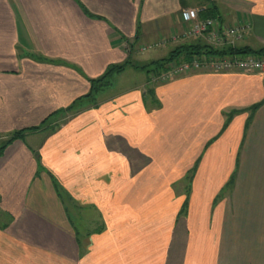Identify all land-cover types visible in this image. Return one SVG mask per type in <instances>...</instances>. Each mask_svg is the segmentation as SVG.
<instances>
[{
  "label": "crops",
  "instance_id": "obj_1",
  "mask_svg": "<svg viewBox=\"0 0 264 264\" xmlns=\"http://www.w3.org/2000/svg\"><path fill=\"white\" fill-rule=\"evenodd\" d=\"M191 5L264 47V0H0V143L40 127L0 156V264H264L261 74L83 98L139 40H199H171Z\"/></svg>",
  "mask_w": 264,
  "mask_h": 264
},
{
  "label": "built area",
  "instance_id": "obj_2",
  "mask_svg": "<svg viewBox=\"0 0 264 264\" xmlns=\"http://www.w3.org/2000/svg\"><path fill=\"white\" fill-rule=\"evenodd\" d=\"M201 8H186L180 12V21L183 25L181 36L173 35L172 41L179 38L201 39L210 46H222L224 43L235 46L237 41L243 38V34L248 29L246 24L224 25L215 19H201L199 14L202 13ZM167 43L162 40L151 45L141 47L140 52H144L150 48L163 46ZM258 73L264 77V59L252 56H200L193 57L182 63L172 64L170 68L152 77L150 82L167 83L177 77L191 73Z\"/></svg>",
  "mask_w": 264,
  "mask_h": 264
},
{
  "label": "trees",
  "instance_id": "obj_3",
  "mask_svg": "<svg viewBox=\"0 0 264 264\" xmlns=\"http://www.w3.org/2000/svg\"><path fill=\"white\" fill-rule=\"evenodd\" d=\"M208 6V5H207ZM205 7L202 13L199 14L201 19H215L220 23H223L221 15L218 13V9L214 6ZM130 52V51H129ZM200 56H211V57H222V56H252L257 57L260 59H264V47L260 49H251L246 46H231L226 43L222 45L220 48H215L206 44L203 41L196 40L192 43H184L174 47L166 57L156 60L153 62H149L147 64H138L134 60H132L130 53H128V59L119 65H112L106 69V71L96 79H91L89 82L90 84V92L83 97L84 99H92L95 96V93L98 92L103 87L109 84L110 78L114 74H118L123 72L125 69H133V70H143L146 74L150 73H158L165 69L170 63H176L181 61H188L193 57H200ZM137 63V64H136ZM66 110V109H65ZM57 115V113H55ZM52 116V115H50ZM47 121V119H46ZM44 122V125L46 124ZM41 125V126H44ZM40 127H32L27 128L19 131L13 132L5 141L0 143V156L4 152L5 148L11 144L15 140L21 139L22 135L25 132H33L35 130H39Z\"/></svg>",
  "mask_w": 264,
  "mask_h": 264
},
{
  "label": "rangeland",
  "instance_id": "obj_4",
  "mask_svg": "<svg viewBox=\"0 0 264 264\" xmlns=\"http://www.w3.org/2000/svg\"><path fill=\"white\" fill-rule=\"evenodd\" d=\"M191 1H193V0H191ZM191 6L193 8H197V7L193 6V5H191ZM206 6H202V7H206ZM199 40H201V39H199ZM137 44L145 46V44L150 45L151 43H148L147 41H144V40H139ZM235 45L236 46H247V45H249L250 47L256 48V45H254L252 43H250V44L246 43V41H243V40L237 41V43H235ZM162 47H165V46H160V47H156V48H150V49H148V50H146L144 52H140V51L135 50V55L131 56V58H132V60H134L138 64H144L146 61H149V60H155V61L156 60H160V59L166 57L168 55V53L172 50V49H169V51L168 50H164V49H162ZM213 47H215V46H213ZM220 47H222V46H216L215 48H220ZM177 63H182V61L180 60L179 62H176V63H170L165 69H163L162 71H160L158 73H150V74H148L149 77H148L147 82H150L151 78L157 76L159 73H161V72L163 73V72L167 71L172 64H177ZM134 73L135 72L133 70H129V71L126 72V74L122 75V77H121L122 80H120V81H122V83L120 81H118L113 86V90H111L110 94L116 93V92H118V90L122 89L123 87L121 86V84L123 85V84L127 83L128 81H130L129 79H126L127 78L126 76L127 75H135ZM137 75H138L139 78L141 77V80H142L144 78V76H145V73L141 72V73H139ZM123 77H125V78H123ZM116 81H117V78L115 76L113 78V80H111V82L115 83ZM108 92L109 91L103 93L102 95H107ZM102 95H100V96H102ZM76 223H77V227L76 228H77L78 232L82 235V232L85 231V229H87L88 225H85L83 221L81 223V221H79V220H76Z\"/></svg>",
  "mask_w": 264,
  "mask_h": 264
}]
</instances>
